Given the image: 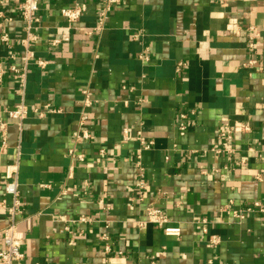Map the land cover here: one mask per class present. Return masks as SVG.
<instances>
[{
    "label": "crops",
    "instance_id": "0c3cea01",
    "mask_svg": "<svg viewBox=\"0 0 264 264\" xmlns=\"http://www.w3.org/2000/svg\"><path fill=\"white\" fill-rule=\"evenodd\" d=\"M22 2L0 0L14 18L0 21L7 65L24 53ZM75 4L88 11L69 25L60 11ZM102 4L40 0L33 49L49 65L29 67L22 136L11 124L3 148L0 131V200L21 137L24 257L15 264H264V213L234 217L264 207V0H121L97 32ZM54 39L68 41L53 48ZM19 104L10 74L0 124ZM149 205L180 238L147 223ZM7 225L0 214V232Z\"/></svg>",
    "mask_w": 264,
    "mask_h": 264
},
{
    "label": "built area",
    "instance_id": "2783aa9c",
    "mask_svg": "<svg viewBox=\"0 0 264 264\" xmlns=\"http://www.w3.org/2000/svg\"><path fill=\"white\" fill-rule=\"evenodd\" d=\"M121 3V0H103V8L100 13V17L98 19V26L96 28L97 32H101L104 29L105 22L109 15L113 12L114 7ZM88 11L87 4H75L69 8L62 9L61 15L65 19V21L69 25H75L78 23L84 15ZM19 16L21 21L24 24V35L21 38L20 44L24 49V53L18 57L16 55H12L10 60L11 62L7 65L0 61V86L5 83V79L10 74L15 78L17 83V94L20 98V104L11 110H7V115L9 121L2 122L0 124V131L3 134V142L2 147L7 148L8 146V128L11 124H14L18 127L20 131V136H22L25 122L29 119L31 113L30 107L27 103V87H28V75H29V67L32 64H36L40 69L45 70L49 62L43 60L41 58H37V55L33 49L35 43L38 42V36L36 30L39 29L41 23L40 17V0H23L19 8ZM13 17L7 15L6 11H0V21L1 22H12ZM10 37L8 35H4L2 37V41L7 43L10 42ZM68 40H59L54 39L51 42L53 48H58L63 42ZM145 61H148L149 57L143 58ZM20 60L22 65H17V61ZM251 64V63H250ZM185 64H180L179 67H184ZM83 94L86 96L85 105L91 106L92 101L90 99V94L88 91H84ZM142 101L139 102L141 104ZM47 110L60 113V110H51L49 106L46 108ZM34 113H40L39 110H36ZM42 114V113H40ZM181 122L178 126L179 131L182 134H185L188 130V125L186 123V116L182 115L180 118ZM233 131L232 128H222L221 135L225 138ZM89 138V135L83 132V135H77V138ZM124 140H130V132L129 129L126 128L124 130ZM139 140L143 143V146L146 150L151 148L152 144H146L142 137ZM105 152L102 151V154ZM70 155L79 159V161L84 162L85 158L83 155H76L74 151L70 152ZM16 162L12 165L6 167L4 173V192L5 198L0 200V214H5L8 218V225L7 227L0 232V238L3 240L4 248L0 252V264H15L23 259V254L21 252V248L23 242L19 237V225L20 219L24 217L26 204L21 199L20 195V184H19V168L21 164V137H20V145L16 149ZM140 161V155L137 157ZM138 165L141 166L140 162ZM141 169V167H139ZM142 170V169H141ZM141 170L140 173H141ZM142 175V173H141ZM139 187L144 189L145 184L143 181L140 182ZM146 194L143 191L139 193V199L145 200ZM259 210L260 212L264 213V207L260 206V204H255L253 208H248L246 210L235 211L234 217L240 220H244L249 213H253L255 210ZM146 213L148 216L147 223L156 224L165 229V235L169 237L180 238L181 231L179 229H170L167 227L168 220L162 214V212L152 205H149L146 209ZM203 224L204 233H207V220H203L201 222ZM140 227L144 226V223H139ZM106 242H108L107 236L103 238ZM215 243V242H214ZM106 251L108 253L112 252L110 246H106Z\"/></svg>",
    "mask_w": 264,
    "mask_h": 264
}]
</instances>
